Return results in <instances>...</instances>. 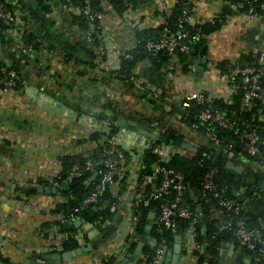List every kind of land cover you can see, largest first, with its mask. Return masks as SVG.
Masks as SVG:
<instances>
[{
	"label": "crops",
	"instance_id": "0c3cea01",
	"mask_svg": "<svg viewBox=\"0 0 264 264\" xmlns=\"http://www.w3.org/2000/svg\"><path fill=\"white\" fill-rule=\"evenodd\" d=\"M18 1L41 49L28 52L13 28L6 30L4 40H0V61L7 66H18L26 85L25 89L0 87L1 249L20 264H100L105 254L119 245L121 217L105 225L103 230L88 229V225L78 220L80 222L74 226L79 234L73 237L80 246L68 250L71 252L69 258L43 257L50 252L42 248L58 240L63 230L56 213L49 211L56 197L55 188L49 186V177L58 167L61 156L94 147L86 140L85 119L100 117L101 112L111 114L114 110L120 126V122L131 123L154 134L173 127L184 134V139L200 143L202 138L180 127L168 114V106L157 108L141 86L117 76L122 51L136 48L138 44L137 29L130 22L118 21L113 12H108L105 30L110 54L103 59L98 55L99 43L90 40L92 30L76 24L73 13L60 0H47L50 4L47 10L31 0ZM129 1L134 21L144 29L159 26L163 16L171 13L179 0ZM191 1L194 3L193 22H199L223 9L226 0ZM115 12L118 13L116 9ZM263 42L264 16L250 19L237 15L210 34L206 54H193L189 58L192 63L189 70L183 71L178 60L171 59L172 67H169V64L144 58L134 72L146 85L159 87L166 96H182L205 83L220 96L229 97L226 81L216 78L217 64L236 60ZM262 100L264 102V91ZM235 165L242 170L230 169L240 173L255 189L264 190V174L251 170L254 162L239 160ZM67 200L64 194L60 202ZM254 201L248 196L250 210L259 211ZM148 232L151 229L147 228ZM233 249L229 244L224 245L222 261L248 264L240 250ZM38 250H41L39 255Z\"/></svg>",
	"mask_w": 264,
	"mask_h": 264
},
{
	"label": "built area",
	"instance_id": "2783aa9c",
	"mask_svg": "<svg viewBox=\"0 0 264 264\" xmlns=\"http://www.w3.org/2000/svg\"><path fill=\"white\" fill-rule=\"evenodd\" d=\"M124 1L128 8L118 15L115 12V6L109 0L100 1L102 10H97L93 4L94 0H83V9L86 14L91 21L97 22L95 25L96 35L90 32V40L99 41L98 55L103 59L110 54L105 30L108 26L109 11L113 12L118 21L130 22L135 29H141L140 24L134 21L135 14H131L132 4L129 0ZM20 3L18 0H0V17L12 26V30L17 31L19 38H23L24 32L30 29V25ZM185 3L179 27L175 31L171 30L166 23L168 14L164 15L160 24L163 25L162 37L158 40L146 41L145 48L148 51L153 53L163 51L175 61L178 60V51L188 50L191 42L205 39L207 45L209 44L210 34L202 31L192 33L184 26L185 22L189 25L198 23L193 22L194 3L191 0H186ZM190 6L192 9L189 8ZM224 6L230 7L231 12L226 15L223 25L232 21L237 15H244L250 19L264 16V0H226ZM66 7L71 10L73 15L81 12V7L78 5L71 4ZM219 12L199 22L212 21L216 17L222 20L218 16ZM26 49L30 53L38 51L33 48L32 44L27 45ZM122 53L125 55L126 51H122ZM119 54L121 55V52ZM169 65L172 67L171 63ZM216 69L218 68L216 67ZM4 72L7 73L6 81L2 75ZM216 78L226 81L231 95L242 90L244 108L251 110L259 99H263L264 42L251 51L249 62L242 64L239 62V58L229 61L225 69L216 71ZM23 79V75H20L18 70L13 67L3 66L0 68V87L3 85L2 87L5 88L18 89V83L22 82V87L19 89H25L26 85ZM131 81L147 92L146 95L150 101L154 100L157 105L168 106V114L174 117L180 127H185L195 133L202 138V141L198 143L183 139L180 144H176L168 142L165 137L166 130L173 129V127H166L160 130L156 136L149 137L120 125L117 130H114L111 117H97V115H95L96 117H87L84 121L86 140L90 141L94 147L87 151L71 154L83 156L84 161L82 164L75 163L66 176L61 173L62 164L59 159L58 167L48 179L51 183L49 186H53L56 190V197L52 199L49 211L52 212L51 209L64 199V193L61 191L63 184H71L78 178L89 174V179L95 182L94 189L71 211L61 210L56 213V219L61 223L60 227L66 228L60 231L61 236L58 240H52V243L42 247L43 251H58L62 249L65 238L70 235L78 237L79 231L68 228L78 220L83 221L91 230H98L99 225L109 224L111 222L109 220L104 222L101 220L89 221L82 216V213L91 206L97 209L105 208L108 203L104 200V196L110 190L116 197V202L113 201L111 210L115 211L114 217L116 215L118 218L121 217L123 223L120 221L118 247L111 249L103 259L107 260L109 257L115 256V264H158L166 253L164 264H170L173 250L163 235L166 231H170L175 239L178 235L182 236L181 257L178 264H207L204 258L211 256L208 249L210 240L220 234L229 236L224 239L222 248L229 244L235 250L239 249L248 264L264 260V222L259 217L260 224L255 227L250 226L246 215L248 212L263 214L264 211L256 200L264 201V196L260 193L255 196L253 194L251 199L256 201L254 203L260 210L251 211L247 204L248 196L239 199L231 196L227 192V188L219 187L216 180L218 168L213 165H209L205 171L199 192L194 193L185 174L170 164L176 154L186 155L190 150L187 145L191 144L197 148V151L200 147H208L213 155L221 156L225 162L228 160L234 164L239 160L254 162L255 167L251 168L252 172L264 174V151L262 149L264 141L260 132L255 127H251L250 123H244L242 129L235 128L236 120H232L221 110L212 106L213 99L220 95L208 84L204 83L200 88L182 96L173 94L168 97L162 94L159 87L146 85L145 80L135 72L131 76ZM41 90H43L42 87ZM191 100L205 105L198 115L199 119L204 122L203 128H200L199 123L189 124L183 118L181 111L189 107ZM231 102L229 100V103ZM257 114L258 119L264 121V108H259ZM254 121L256 120L253 116L251 122L255 123ZM223 131H233L239 138L240 142L237 148L235 140L222 134ZM92 135H97L96 143H101L103 137H106L105 142L101 143L102 148L96 158L93 157L96 143L91 140ZM148 153L155 159L148 160ZM189 197L195 202L202 201L212 205L208 220L214 222L215 228L210 236H202L205 233L198 231L197 227L199 226L203 230L206 228V218L202 208L193 207L192 201H188ZM213 198L216 201H213ZM144 210L149 212L147 228L150 226L149 229L158 231L156 235L148 232L149 237L146 233L144 237L147 239L140 238L137 232V225ZM180 219L188 220L186 229L182 230ZM157 235L160 238L155 237ZM141 241H144L145 244L148 241L152 245L153 256L138 250L137 246ZM131 246H136L135 253L129 252ZM245 247L250 252H247ZM0 251H2L1 244ZM40 253L41 250H38L37 254ZM150 257L153 258L150 260ZM0 264L3 263L0 262ZM218 264H225L221 256Z\"/></svg>",
	"mask_w": 264,
	"mask_h": 264
},
{
	"label": "trees",
	"instance_id": "16d2710c",
	"mask_svg": "<svg viewBox=\"0 0 264 264\" xmlns=\"http://www.w3.org/2000/svg\"><path fill=\"white\" fill-rule=\"evenodd\" d=\"M36 6L42 7L41 9H50V4L47 2V0H31ZM64 5H78L81 7V12L78 14L73 15L74 22L78 24L80 27L84 29H90L93 32V35H96V27L97 25L96 21H91L89 16L86 14L85 10L83 9V0H60ZM101 0H94L93 4L97 8V10H102L100 5ZM186 0H179L177 1L171 13L168 14L166 18V23L169 25L171 30L175 31L180 24V19L183 18V12L186 6L185 3ZM114 6L115 9L118 11V13L122 14L128 7L124 3L123 0H109ZM189 8L192 9V6ZM230 7L224 6L223 9L220 10L218 13V17L216 19L210 21H203L195 23L194 25H189L188 23H184V26L191 30L192 33L202 31L208 34H212L216 32L218 29L223 26L226 15L230 13L229 10ZM12 26L5 22L4 19L0 17V40H4L5 32L6 30L10 29ZM163 32V25H159L157 27L152 28H144V29H137L136 30V36L138 39V44L136 48L127 50L125 55H123L120 66L116 70L117 76L121 79H125L128 81H131V76L134 73V68L138 64V62L144 58L150 59L151 61L159 64H170V55L165 52H159V53H153L151 51H148L145 48L146 41L148 40H158L162 37ZM23 43L25 46L32 44L33 48L36 50L41 49L40 42L37 41L36 35L33 33V30L29 29L24 32L23 35ZM96 44L98 45V41H96ZM208 49V45L205 41V39L201 41L191 42L190 48L186 51H178V61L181 64V68L183 71L189 70V65L192 64L189 62V58L194 55L200 54H206ZM251 60V51L248 53H245L241 55L239 58V62L242 64H246ZM230 61V60H229ZM229 61H221L217 64V67L219 69H225ZM3 66H7L2 64L0 61V68ZM9 67H13L18 70V72L21 75V71L18 66L11 65ZM3 79L6 81L7 73H3ZM22 83V82H21ZM20 82L18 83L17 88H21L22 84ZM264 84V81H263ZM3 86V85H2ZM243 92L242 90H239L235 92L234 94L230 95L229 97H216L213 99L212 106L214 108H217L221 110L226 116L230 117L232 120H236L237 124H235V128L242 129L244 127V123H250L251 127H255L261 134L262 140L264 141V121H261L258 119L257 110L259 108H264V102L262 99H259L256 104L253 106L251 110H247L244 108L243 102H242ZM229 100L232 102L229 103ZM189 107L182 110L183 118L188 122L189 124L199 123L200 128L204 127V122H202L198 115L201 112V110L205 107V105L199 104L195 100H191L189 103ZM157 108L160 107V105H156ZM116 111H112L111 114L101 112L100 117H106L110 118L114 125V130H117L119 128L116 120ZM255 117L254 121L255 123H252L251 120ZM258 120V121H257ZM222 134L228 135L232 137L236 142V148L239 144V138L233 133V131H223ZM166 140L168 142H173L176 144H180L183 139L185 138L184 134H182L179 130L173 128V129H167L165 134ZM97 135H92L91 140H94L96 143ZM100 148H102L101 143H96L95 147V154H93V157L96 158L100 154ZM262 149L264 151V142L262 144ZM147 158L149 159H155L154 156H152L150 153L147 154ZM60 161L62 164V175L66 176L70 171L72 166L75 163L82 164L84 161V157L81 155H71L66 154L60 157ZM170 164L181 170L188 180V184L191 186V189L194 193H198L199 190L202 187V180L203 175L209 165L216 166L218 168V172L216 174V180L219 184V187L221 189L227 188V192L236 198L250 196L255 192H259L264 196V190L262 189H255L253 187V184L249 182L246 178L242 177L240 173H237L233 171L232 169L228 168L226 165L225 160L219 156L216 157L211 153V150L208 147H200L198 151H191L188 150L186 155H179L176 154L173 159L171 160ZM89 175V174H88ZM88 175H84L81 178H78L71 184H63L61 187L62 193H64L67 197V201H63L58 203L54 208L51 209L52 212L57 213L61 210H64L65 212L71 211L75 206L78 205L80 201H82L93 189L95 182L91 181L89 179ZM104 200L108 203V205L105 208H94L93 206L85 209L82 213V216L89 220V221H95V220H101V222H104L106 220L112 221L115 215V211L111 210V205L113 201L116 202V197L111 193L109 190L105 196ZM213 201H216L215 198L212 199ZM189 202L192 203L193 207L202 208V211L204 212V216L206 218V228L203 230L201 226L197 227L199 232H203L202 236H210V233L214 230L215 224L213 221L208 220L209 214L211 212L212 205L210 203H205L202 201L195 202V200H192L191 197L188 199ZM258 205L261 206L262 210L264 211V201L257 199L256 200ZM247 221L250 226H258L260 224V219L264 222V212L263 214H256L254 212H248L247 214ZM149 216V212L147 210H144L141 214L140 220L137 225V232L139 234L140 238H144L146 235L147 230V219ZM179 222L181 223V228L186 229L188 225V220L180 219ZM59 224H61L59 222ZM75 224H72L69 229H76ZM63 230L66 228L64 226ZM104 225H99L98 229L103 230ZM151 232L153 234H158V231L156 229H152ZM151 233V234H152ZM166 237L167 242L169 243L170 247L174 248L175 243V236L170 232L166 231L163 234ZM157 238H160L158 235L155 236ZM201 237V235H200ZM229 236H225L223 234H220L218 237L211 238L208 249L210 253V257H205V262L207 264H218L219 258L221 256V248L223 245V241L225 238ZM80 246V243L78 240L73 237L72 235L68 236L64 239V242L62 244V249L58 250L61 252H65L68 250L75 249ZM152 245L147 244L143 248V252L147 253L150 256H153V250ZM245 250L247 252H250L246 247ZM55 252V251H50ZM129 252L135 253L136 252V246H131L129 248ZM153 257H150L151 260ZM115 256L109 257L107 260L106 258L102 259V264H115ZM0 262L3 264H20L15 261H13L10 257L6 256L2 251H0ZM244 264V263H241ZM251 264H264V260L260 262L253 261Z\"/></svg>",
	"mask_w": 264,
	"mask_h": 264
},
{
	"label": "water",
	"instance_id": "95a60500",
	"mask_svg": "<svg viewBox=\"0 0 264 264\" xmlns=\"http://www.w3.org/2000/svg\"><path fill=\"white\" fill-rule=\"evenodd\" d=\"M120 124L122 126H124V127L125 126L128 127L129 129H132V130H135V131H140L141 133H143L145 135H149V136H156L157 135L156 133L154 134L152 132L147 131L146 129H143V128L138 127V126H136L134 124H131V123L120 122ZM105 139H106V137H103L101 143H104ZM187 147L190 150H192V151H197V148L194 147L191 144H188ZM226 165H227V167L232 168V169H234V170H236L238 172L242 170L241 166L235 165L231 160H228L226 162ZM48 190H50V188H48ZM117 218H118V215H116L113 218V223L117 220ZM79 222L80 221H78L77 223H79ZM149 228H150V226H149ZM144 245H145V242L141 241L138 244V249L142 250L144 248ZM181 248H182V236L178 235L176 237V239H175L174 248H173V254H172V258L170 260V264H178V262L180 260V257H181ZM165 254L161 257V259H160L158 264H164ZM70 255H71L70 251H67V252H64V253H61V252H50V253L43 254V257L50 258V259H55V260L56 259L61 260V259L69 258Z\"/></svg>",
	"mask_w": 264,
	"mask_h": 264
},
{
	"label": "rangeland",
	"instance_id": "374dc122",
	"mask_svg": "<svg viewBox=\"0 0 264 264\" xmlns=\"http://www.w3.org/2000/svg\"><path fill=\"white\" fill-rule=\"evenodd\" d=\"M175 68H176V66H175ZM170 117L169 116H167V119H169ZM144 239H146V237H144Z\"/></svg>",
	"mask_w": 264,
	"mask_h": 264
}]
</instances>
